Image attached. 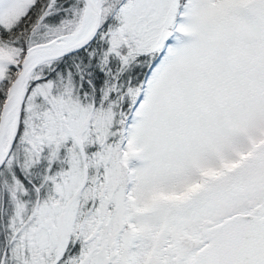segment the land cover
<instances>
[{
    "label": "snow or ice",
    "instance_id": "snow-or-ice-1",
    "mask_svg": "<svg viewBox=\"0 0 264 264\" xmlns=\"http://www.w3.org/2000/svg\"><path fill=\"white\" fill-rule=\"evenodd\" d=\"M0 264H264V0H0Z\"/></svg>",
    "mask_w": 264,
    "mask_h": 264
}]
</instances>
